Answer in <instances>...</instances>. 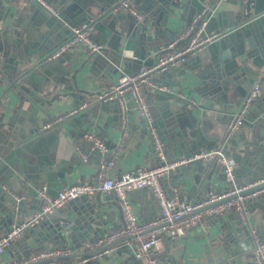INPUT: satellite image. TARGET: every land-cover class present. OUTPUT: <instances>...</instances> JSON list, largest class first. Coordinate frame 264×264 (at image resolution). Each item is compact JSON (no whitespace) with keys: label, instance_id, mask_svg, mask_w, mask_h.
I'll list each match as a JSON object with an SVG mask.
<instances>
[{"label":"crops","instance_id":"crops-1","mask_svg":"<svg viewBox=\"0 0 264 264\" xmlns=\"http://www.w3.org/2000/svg\"><path fill=\"white\" fill-rule=\"evenodd\" d=\"M49 1L59 10L66 4L75 5V9L77 7L85 9L83 6L89 5L91 0ZM119 1L111 0L110 5L105 6L103 9L93 6L86 15L82 13L80 17L76 16L73 18L74 21L78 19L77 23L82 21V18L91 20L94 26L91 32L92 37L102 45L101 51L92 55V57L81 46H74L65 52L70 54V60L75 61L77 58V63L74 64L75 68L79 67L81 62L83 65L80 66L76 73L79 86L85 90L80 93V100L74 102V98L71 96H59V98L56 97L50 103H43L45 99L48 100V98L57 96L60 89L55 84L54 74L50 75L48 72L42 71L37 62L40 59V54L44 52L42 50L44 44H58L57 42L62 38L67 40L70 36L71 27L66 32H63L65 25L62 24L60 19L55 18V16H52L32 1L0 0V70L2 72L1 76L7 80L5 82L0 79V119L2 114L4 115L3 121H0V236L5 234V227L2 224L6 223V226H11L18 220L29 217L37 211L39 203L37 191L43 185L48 188L50 194H56L63 187L72 183L90 184L95 182L98 155L97 152L91 149V145L87 143L83 136L87 131H93L102 137L111 151L121 140L122 131L125 127V118H129V136L121 155L116 160L111 171L112 176H117L121 172L132 170L137 166L153 167L158 163V156L148 128L139 112L132 108L130 95L123 93L107 103L100 102L97 99L100 92L115 83L121 75V68L117 67L115 54L123 52L125 55L132 56V51L126 49L125 44L138 47L139 41H142L140 39L141 30L136 29V26L141 21H137L135 17L124 10L112 11V6ZM236 2L237 0L218 1L216 11H222L225 16H229L237 9ZM135 4L145 15L143 24L147 27L148 32L159 31L160 36L156 39V44H164V41L168 40L170 45L180 32L188 27L186 21L178 18L173 19L170 16L166 23L162 24L164 20L163 13L152 9V0H138ZM152 11L154 12L152 13ZM167 27L174 30L175 34L171 35ZM262 28L264 30V25ZM197 32L201 36L200 31ZM60 33H62V36ZM164 48L162 47V49ZM206 48L190 56L186 63L178 68L154 73L152 76L154 81L166 84L170 88V92L164 93L167 95L165 98H160L158 93L148 86L140 88V93L144 97L153 117V125L160 135L167 159L187 156L191 150L193 151L190 141L192 137L189 134L191 129L189 125L190 113L188 112L193 102H190L187 99L188 97L193 99V104L196 107L200 104L206 106L212 104L216 108L215 111L210 110L205 119V127L203 129L209 135L221 132L220 121L218 120L226 114L222 109L226 108L234 113L240 107L242 98L236 103L225 101L221 97L220 88H212L208 78L197 76L203 74L209 66V62L197 58V56L206 51ZM90 57L92 60L95 59L96 62L87 61ZM147 58L145 57L143 61H146ZM70 60H65L63 65H67ZM137 67V65H133L132 73H135L134 70L140 69ZM34 70H38V75L32 76ZM18 75L20 78L17 81L15 80L16 82H21L22 77L30 76L35 88L30 82H23L24 89L28 91L25 92L27 94L30 93L33 97L43 98L41 104L34 102V108L28 109L30 101L19 103L18 97L15 95L18 89L15 86L10 87V82L16 79ZM44 75L47 79L43 77ZM9 76H11L10 79ZM69 81L71 82L72 79L69 78ZM250 89L251 87L248 85L244 87L245 94ZM260 89V96L249 107L244 123L240 127L242 132L246 133V138L249 134V142L254 140L251 134V131H253L251 125L264 118L259 108V99L264 96V82L261 83ZM82 104H86L83 109L60 121L64 131L68 132V134L66 138L61 139L60 146L56 150L55 148H50L49 152L40 154L44 158L39 159L36 154L28 153L27 150L21 149L20 142L17 140L21 130L28 129V127L32 128L37 124L43 128L48 123H51V129L55 128L58 123L53 121L58 114ZM198 117L200 119L204 118L203 115ZM44 119L47 122L42 124ZM68 120H72V124L66 122ZM4 122L6 124L10 122L8 125L11 128L8 129L6 127L7 130L2 133L1 125ZM246 122H250V126ZM196 127H202L201 123L198 122ZM260 131L264 133L263 128H260ZM67 143H70L71 146L67 145ZM217 146H220L219 143H216L210 149L218 148ZM247 147L248 150L254 148L250 144ZM242 149L236 148L245 158V163L246 160L252 161L251 155L247 158L245 150ZM80 152L87 154V157L82 158ZM225 153L227 154L228 152L225 151ZM192 165L180 166L168 176L166 175L162 181L165 187L171 184H178L180 187V198L189 201L197 200V196L202 195L203 188H206L204 169ZM243 178H247L246 174L242 175ZM12 179L17 189H14ZM223 187V181L213 176L210 189L219 190ZM14 194L25 195V198L20 200L23 201V204L17 211H15L17 206L14 207L9 202L11 199L19 202L14 197ZM101 196L102 199L110 197L107 205L108 209L112 206L116 209L114 217L100 227L102 228L100 229L102 230L101 233L104 232L105 235L113 228L119 226L122 223V219L119 208H116L112 203L113 201L116 202L115 195L110 192L101 193ZM128 196L139 220H147L157 214L158 208L150 189L132 190L128 193ZM71 204L66 202L57 209L66 212ZM12 210L15 213H12ZM232 212L223 213L220 217L222 219L220 222L217 218H202L187 230L184 236L176 240L168 237L164 238L161 243L159 260L162 264H214V261H209V258H212L213 255L206 252V249L209 245L216 243V246L209 247L212 251L216 250L218 246L217 238L223 233V225L225 223L229 226L234 225ZM246 220L251 223L253 234L254 231L257 232L258 230L260 233L257 236L264 239V202L259 203V205L250 204L244 221ZM101 233L98 236L101 237ZM91 235L94 237V234ZM38 236L40 238L39 242L44 247L39 248L40 246L35 242V239L30 238L29 244L32 250L69 246L78 248V252H85V250L81 249L84 243L79 246L78 244L80 243H76L79 242L81 236L71 239L66 235L67 241L64 243L56 240H51L48 243L44 234ZM252 244L253 240L252 243L245 244L242 250L243 254L238 260L243 262V264L246 262L253 263ZM136 246L134 240H123L97 255L85 257L87 261L82 263L138 264L136 258L131 255L133 250L137 249ZM22 250V244L13 243L10 250L7 249L0 254V264L12 263L17 256L22 254ZM247 254H250V256H247ZM225 258L226 255L221 259L225 260ZM80 259L81 257L60 258L58 261L61 263L80 264Z\"/></svg>","mask_w":264,"mask_h":264},{"label":"water","instance_id":"water-1","mask_svg":"<svg viewBox=\"0 0 264 264\" xmlns=\"http://www.w3.org/2000/svg\"><path fill=\"white\" fill-rule=\"evenodd\" d=\"M137 2L138 0H134V4ZM110 3L111 0H91L89 5L83 6L85 9H80L79 7L75 9V5L66 4L59 9V15L55 18H59L62 24L65 25L63 32H66L69 27L88 21V19L82 18L83 20L77 23L78 19L75 21L73 19L76 16L80 17L82 13L86 15L87 12L91 11L93 6L103 9L105 6L110 5ZM217 4L218 0H152V9L163 13L164 20L162 21V24L166 23L170 16L173 19L178 18L186 21V25L191 26L192 35L197 31H200L201 37L211 36V39L204 47H207L205 49L206 51L204 50L205 52L197 56V58L209 62V66L203 74L197 76L200 78H208L211 82L212 88H220L219 91L221 97H223L225 101L236 103L239 99H243L246 96L244 87L247 85L252 87L257 78H259L258 81L260 85L264 82V30H262L264 25V0H237V9L229 16H225L222 11H216ZM154 11H152V13ZM144 20L139 22L136 26L137 30H141L140 39L142 40L139 41L138 47L125 44V48L132 51V56L125 55L123 52L115 54L117 58V67L121 68V74H132L134 64L139 68L145 65H151L155 58H157L169 45L168 40H165L164 44H156V39L160 36V33L158 30L148 32L147 27L143 24ZM167 29L171 35L175 34V31L171 28L167 27ZM60 35L62 36V33H60ZM64 41H66V38L59 40L57 42L58 44L45 43L42 49L44 52L40 54V59L37 62V65L41 67L42 71L48 72L50 75L54 74L55 84L58 89H60L57 96L50 99L48 98V100L45 99L43 103H50L54 101L56 97L59 98V96H71L74 98V102L79 101L81 97L80 93L85 91L79 86L76 78L77 70L80 66H83L81 62L79 67L75 68L74 64L77 63V58L75 61H72L70 60V54L64 53L56 59L46 60L47 55L57 47V45ZM162 47L165 48L162 49ZM94 54L97 53H89V56L92 57ZM147 56H149V58H147ZM91 57L87 59V61L91 60V63L96 62V60H92ZM145 57L147 60L143 61ZM65 60H70V62L67 65H63ZM134 71L136 73L139 70ZM35 75H38V70L32 72V76ZM43 77L47 79L45 75ZM10 78L11 76H9V79ZM19 78L20 76L18 75L16 76V79H13L10 82V87L15 86V88L18 89L15 95L18 97L19 103L30 101L28 109L34 108V102L41 104L43 98H36L30 93H28V95L25 92L27 89H24L23 82H30L35 88L34 82L30 79V76L22 77L21 82H16ZM69 78L72 79L71 82L69 81ZM0 79L5 82L7 81L2 76ZM157 93L160 98H165L167 96L164 93ZM259 101L260 112H262L264 116V96L260 98ZM210 110L215 111L216 108L212 104L207 106L200 104L196 107V105L192 103V107L188 109V112L190 113L189 125L191 127L189 134L192 137V140L190 141L193 151L191 150L187 156H192L194 153L206 152L210 148H213L216 143H219V145L223 147L224 152L227 151V155L234 160L233 168L235 182L242 184L264 177V133L260 131V128L264 129V118H261V121L259 120L251 125L253 128L251 134L254 140L249 142V134L246 138V133L242 132L241 129H238L232 136H227V126L233 111H228L226 108L222 109L226 114L218 120L220 121L221 132L213 135L205 133L203 128L205 127L207 113ZM199 115H203L204 118L200 119L198 117ZM3 116L4 115L2 114L0 121H3ZM46 122L47 120H42V124H45ZM66 122L72 124V120ZM198 122L201 123L202 127H196ZM56 123H58V125L52 129L51 125L47 128H41V126L37 124L32 128L28 127V129L21 130L19 137L17 138L18 142H20L21 149L27 150L28 153L36 154L39 159L44 158V156L40 154L49 152L50 148H55L56 150L60 146L61 139L66 138L68 134V132L64 131V127L60 121ZM8 124H10V122L7 124L5 122L2 123V133L7 130L6 127L8 129L11 128ZM246 124H249L248 126H250V122H246ZM87 143L91 145V142L87 141ZM248 144L254 146V148L248 150ZM67 145L71 146L70 143H67ZM235 147L243 148L242 150H245L246 157L248 158L251 155L252 161L249 162V160H246L245 163V158H243ZM175 158L176 157H173V159ZM173 159L167 160L171 161ZM242 160H244V162H242ZM190 164L204 169L206 178V188H203L202 195L200 194L197 196V200L195 201H201L206 198L207 193L211 190L210 187L213 176H215L216 179L223 181L225 187L226 179L223 172L224 166L220 164L217 158L211 161L196 159L188 163V165ZM244 174H246L247 178L242 179V175ZM12 183L14 189H17L13 179ZM260 188H264V181L241 191L239 194L250 193ZM108 200H110V197L102 199L100 192L84 194L68 201V203H72L68 211L64 212L63 210L55 209L52 213H48L44 220L30 227L24 235L19 238V240L13 242L16 244H22L23 246L22 254L17 256L15 260L22 259L30 254V238L35 239V242L40 246L39 248L44 247L41 242H39L40 238L38 235L40 234H44L48 243L51 240L64 243L67 241L66 235L71 239L81 236V238L79 237V242H76L80 243L78 246L85 243L87 240L92 241L99 238L100 236H98V234L102 231L100 230L102 229L100 227L103 224L108 223L109 219L114 217L116 210L113 206L109 209L107 208ZM9 202H11L14 207L17 206L15 211H17L18 208H21L23 204V201L16 202L14 199L9 200ZM250 202L251 205H259V203H263L264 192L253 197ZM112 203L116 208H119L117 202L113 201ZM218 203L219 202H213L207 204L196 209L194 212H200ZM40 204L39 201L37 210L40 208ZM11 212L15 213L14 210ZM220 217L221 215H217L212 218H217L220 222L222 221ZM232 220L234 225L229 226L226 223L223 225V233L217 238L218 246L216 250L212 251L210 249L211 247L216 246V243L209 245L206 249V252L213 255L212 258H209V261H214V264H243V262H240L238 259H240L243 254L242 250L245 247V244L252 243L254 234L251 231V223L248 220L244 221L245 219L243 220L236 212H232ZM2 225L5 227V232H7L12 226H6V223ZM254 232L256 234L260 233L258 230L257 232ZM90 234H94V237H92V235L90 236ZM103 235L104 232L101 233V236ZM131 238V236H121L97 248L69 255H59L56 258H84L91 255H97L108 247ZM10 248H8V250H10ZM131 255L135 257L133 253H131ZM225 255V260H222L221 258ZM247 256H250V254H247ZM40 261L41 260H39V262ZM245 264L253 263L246 262Z\"/></svg>","mask_w":264,"mask_h":264},{"label":"built area","instance_id":"built-area-1","mask_svg":"<svg viewBox=\"0 0 264 264\" xmlns=\"http://www.w3.org/2000/svg\"><path fill=\"white\" fill-rule=\"evenodd\" d=\"M23 1L36 3L52 16L58 17L59 15V10L49 0ZM118 9L128 12L137 21H143L145 18L144 13L137 8L133 0H120L112 6V11ZM93 27L91 20L72 26L69 38L55 47L47 55L46 60L56 59L74 46H81L89 53L100 52L102 45L93 39L91 34ZM210 39L211 36L201 37L199 32L192 35L191 26L184 28L174 42L151 65L142 66L136 73L121 74L115 83L109 85L97 97L100 102H109L121 96L123 93L130 95L132 108H135L139 112L148 128L158 156V164L153 167L137 166L132 170L121 172L117 176L111 175L116 160L121 155L127 137L129 136V118H125V127L122 131L121 140L111 151L108 149L104 139L97 133L93 131L85 132L83 135L84 138L91 142V149L97 152L98 155V169L95 182L90 184L72 183L63 187L56 194H50L45 185L40 187L37 191L41 203L40 208L31 216L24 217L12 224L10 229L4 235L0 236V254L10 248L13 242L21 238L30 227L44 220L48 213H52L55 209L62 207L66 202L78 196L96 192H112L115 195L122 223L110 230L107 234L92 241L85 242L82 244L81 249L85 251L88 249L91 250L121 236H131V240H134V243L137 245V249L135 251L133 250V254L139 264H162L159 260V254L163 239L168 237L169 239L176 240L184 236L186 231L202 218L222 215L230 211L236 212L243 219L246 218L251 199L264 192V188L254 190L250 193H239L263 182L264 177L242 184L235 182L234 160L224 152L222 146L206 152L195 153L192 156H179L168 161L160 135L153 125V117L149 107L140 93L142 86H148L150 89L160 93L170 92V88L166 84L158 83L152 79L154 73L166 72L185 64L188 58L201 51ZM179 42L182 43V47L180 48L176 46ZM1 75L2 72L0 70ZM258 80L259 78L256 79L251 89L242 99L240 107L232 113L226 131L228 137L240 129L244 123L245 115L249 107L260 96L261 89ZM187 99L194 103L192 98L188 97ZM85 106L86 104H82L78 107L68 109L58 114L53 122L61 121L75 114ZM50 125L51 123H48L43 128H47ZM80 156L86 158L87 154L80 152ZM215 158L224 166L223 172L225 174L226 184L222 189L210 190L203 200L189 201L180 198V187L178 184H171L168 187L164 186L162 181L165 176H168V174L180 166L187 165L196 159L211 161ZM143 188L151 190L158 211L152 218L142 221L139 220L138 215L134 211L128 193L132 190ZM14 197H16L17 201H20L25 198V195L14 194ZM213 202L219 203L200 212H194L196 209ZM78 251V248L69 246L42 250L31 249L27 257L14 260L10 264H75L61 263L56 257L59 255H69ZM39 260L41 261L39 262ZM86 261L87 259L84 257L79 260V263ZM253 263L264 264V239L257 236L255 232L253 238Z\"/></svg>","mask_w":264,"mask_h":264},{"label":"trees","instance_id":"trees-1","mask_svg":"<svg viewBox=\"0 0 264 264\" xmlns=\"http://www.w3.org/2000/svg\"><path fill=\"white\" fill-rule=\"evenodd\" d=\"M176 46H178L180 48V47H182V43H179Z\"/></svg>","mask_w":264,"mask_h":264}]
</instances>
